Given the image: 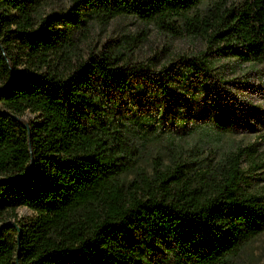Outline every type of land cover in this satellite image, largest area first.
I'll list each match as a JSON object with an SVG mask.
<instances>
[{
	"label": "trees",
	"instance_id": "16d2710c",
	"mask_svg": "<svg viewBox=\"0 0 264 264\" xmlns=\"http://www.w3.org/2000/svg\"><path fill=\"white\" fill-rule=\"evenodd\" d=\"M123 16L205 48L132 61L143 28L90 43L95 24ZM207 56L264 62V0H0V264H237L264 229V185L252 182L264 153L206 156L181 140L196 124L215 142L230 128L223 113L189 122ZM155 58L165 63L151 69ZM171 88L185 117L140 112ZM148 129L167 156L149 172L136 164ZM19 206L33 215L16 219Z\"/></svg>",
	"mask_w": 264,
	"mask_h": 264
},
{
	"label": "rangeland",
	"instance_id": "374dc122",
	"mask_svg": "<svg viewBox=\"0 0 264 264\" xmlns=\"http://www.w3.org/2000/svg\"><path fill=\"white\" fill-rule=\"evenodd\" d=\"M59 5L58 1L49 3L51 7L58 8ZM140 28L146 29L149 37L147 41L138 42V46L133 49L132 61L143 62L153 53L158 55L161 47L167 48V53H172L171 60L177 55L186 56L205 48L201 39L166 38L155 34L150 25H143L128 16L112 18L103 25L95 24L89 34L90 43H100L121 34L134 33ZM206 58L211 61L206 76L208 82L193 84L189 90V122L199 118L202 119L199 122L201 124L207 122L205 119H212L216 113H223L227 116L230 128L222 135L220 142H215L200 133L196 124V127H190L189 134L185 133L187 131L181 134V140L189 141V146H196L206 156L212 150L218 154L236 144L251 145L258 153H264V62H239L229 57ZM149 61L151 64L148 67L151 69H158L165 63L160 58ZM170 90L172 92L164 102L157 94L149 93L141 105L140 112L155 116L164 109L167 115H172L173 121L179 120L181 115L185 117L186 109L188 110L185 101L179 100V92L176 89ZM24 115L32 117V114L27 112ZM198 135L201 138H198ZM147 136L136 164L149 172L152 157L159 156L166 162L167 156L163 140L151 136V129L147 130ZM208 146L212 149H208ZM240 166L245 169L247 164L241 161ZM254 176L259 179H253L252 182L258 186L264 185V169ZM129 177L131 174L126 175V178ZM14 212L16 219H26L33 215V212L24 206L16 207ZM235 260L237 264H264V229L242 246Z\"/></svg>",
	"mask_w": 264,
	"mask_h": 264
},
{
	"label": "water",
	"instance_id": "95a60500",
	"mask_svg": "<svg viewBox=\"0 0 264 264\" xmlns=\"http://www.w3.org/2000/svg\"><path fill=\"white\" fill-rule=\"evenodd\" d=\"M15 237L17 238V231H16V235H15Z\"/></svg>",
	"mask_w": 264,
	"mask_h": 264
}]
</instances>
